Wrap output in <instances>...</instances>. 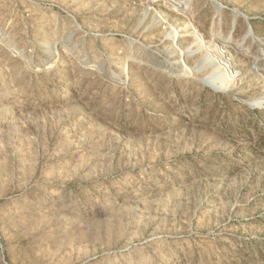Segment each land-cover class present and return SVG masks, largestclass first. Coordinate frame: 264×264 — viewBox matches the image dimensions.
I'll use <instances>...</instances> for the list:
<instances>
[{
	"label": "rangeland",
	"instance_id": "1",
	"mask_svg": "<svg viewBox=\"0 0 264 264\" xmlns=\"http://www.w3.org/2000/svg\"><path fill=\"white\" fill-rule=\"evenodd\" d=\"M0 264H264V0H0Z\"/></svg>",
	"mask_w": 264,
	"mask_h": 264
},
{
	"label": "bare ground",
	"instance_id": "2",
	"mask_svg": "<svg viewBox=\"0 0 264 264\" xmlns=\"http://www.w3.org/2000/svg\"><path fill=\"white\" fill-rule=\"evenodd\" d=\"M51 66V65H50Z\"/></svg>",
	"mask_w": 264,
	"mask_h": 264
}]
</instances>
